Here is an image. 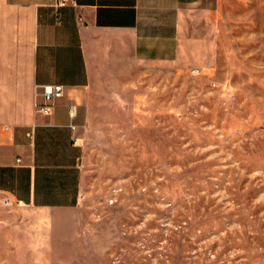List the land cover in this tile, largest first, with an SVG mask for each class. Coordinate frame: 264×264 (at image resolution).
<instances>
[{
  "label": "rangeland",
  "instance_id": "1",
  "mask_svg": "<svg viewBox=\"0 0 264 264\" xmlns=\"http://www.w3.org/2000/svg\"><path fill=\"white\" fill-rule=\"evenodd\" d=\"M112 67L92 86L82 206L26 227L31 264H264V0L191 8L176 60Z\"/></svg>",
  "mask_w": 264,
  "mask_h": 264
},
{
  "label": "crops",
  "instance_id": "2",
  "mask_svg": "<svg viewBox=\"0 0 264 264\" xmlns=\"http://www.w3.org/2000/svg\"><path fill=\"white\" fill-rule=\"evenodd\" d=\"M56 1L0 0V196L9 200L0 206V264H31L26 227L55 225L60 214L82 206V141L96 78L129 56L176 60L185 12L220 2L68 0L57 8ZM48 84L63 85L65 94L41 114L36 103ZM21 211L39 218L6 216ZM41 238L35 247L44 245Z\"/></svg>",
  "mask_w": 264,
  "mask_h": 264
},
{
  "label": "built area",
  "instance_id": "3",
  "mask_svg": "<svg viewBox=\"0 0 264 264\" xmlns=\"http://www.w3.org/2000/svg\"><path fill=\"white\" fill-rule=\"evenodd\" d=\"M68 4V0H57L55 6L57 8L64 7ZM43 89L44 101L43 103H36V110L41 114H50L53 111L56 100L65 94V87L60 84H48L41 86ZM76 116V106L72 105L70 108V117L73 119ZM75 130L76 126L72 125ZM79 138L74 137V142L77 143ZM119 191L115 189L114 192ZM114 198H111V202H114Z\"/></svg>",
  "mask_w": 264,
  "mask_h": 264
}]
</instances>
